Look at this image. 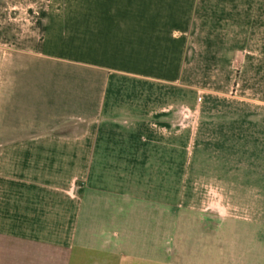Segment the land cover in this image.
<instances>
[{
    "label": "crops",
    "instance_id": "obj_1",
    "mask_svg": "<svg viewBox=\"0 0 264 264\" xmlns=\"http://www.w3.org/2000/svg\"><path fill=\"white\" fill-rule=\"evenodd\" d=\"M199 4L46 0L12 33L0 264H264V0Z\"/></svg>",
    "mask_w": 264,
    "mask_h": 264
},
{
    "label": "rangeland",
    "instance_id": "obj_2",
    "mask_svg": "<svg viewBox=\"0 0 264 264\" xmlns=\"http://www.w3.org/2000/svg\"><path fill=\"white\" fill-rule=\"evenodd\" d=\"M204 0H198L201 4ZM211 4L219 3L220 0H207ZM46 0H0V71L2 67L9 65L12 61L11 55L14 53H22L32 50L36 47V42H28L24 40L10 41L12 33H20V35L30 34L29 27L36 18L40 17ZM199 4V5H200ZM30 7V9H28ZM36 10L34 11V8ZM42 7V8H41ZM202 7V4H201ZM33 8V9H32ZM205 11L197 9L195 16V50L201 51L205 49L208 36H219L220 26L213 24V12L205 16ZM210 13V11H208ZM15 23L14 30L12 23ZM29 23V24H28ZM17 30V31H16ZM213 45L219 47V42H214ZM182 81L187 82V74L184 75ZM186 98V96H185Z\"/></svg>",
    "mask_w": 264,
    "mask_h": 264
}]
</instances>
